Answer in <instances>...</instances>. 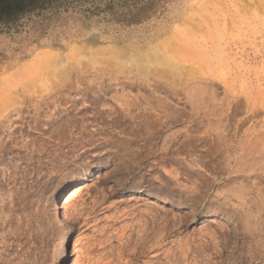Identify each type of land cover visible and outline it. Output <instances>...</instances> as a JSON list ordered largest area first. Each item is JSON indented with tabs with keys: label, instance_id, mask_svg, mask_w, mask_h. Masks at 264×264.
<instances>
[{
	"label": "rangeland",
	"instance_id": "rangeland-1",
	"mask_svg": "<svg viewBox=\"0 0 264 264\" xmlns=\"http://www.w3.org/2000/svg\"><path fill=\"white\" fill-rule=\"evenodd\" d=\"M20 25L0 34V264H61V235L65 264H264V0Z\"/></svg>",
	"mask_w": 264,
	"mask_h": 264
},
{
	"label": "trees",
	"instance_id": "trees-1",
	"mask_svg": "<svg viewBox=\"0 0 264 264\" xmlns=\"http://www.w3.org/2000/svg\"><path fill=\"white\" fill-rule=\"evenodd\" d=\"M89 0H0V34L4 32L16 31L21 22L30 18H42L48 13L56 12L60 9L66 10L74 8L80 4H85ZM135 4L138 0H124ZM112 6L115 4L111 2ZM145 9H137V14L143 13ZM136 16V15H131ZM31 242L20 243L23 249L33 253L36 249L30 247ZM19 247L13 246L16 251Z\"/></svg>",
	"mask_w": 264,
	"mask_h": 264
},
{
	"label": "bare ground",
	"instance_id": "bare-ground-1",
	"mask_svg": "<svg viewBox=\"0 0 264 264\" xmlns=\"http://www.w3.org/2000/svg\"><path fill=\"white\" fill-rule=\"evenodd\" d=\"M108 53V52H107ZM67 186L64 189H60L59 191L56 192L55 197L53 198V202L51 203L50 211L53 215H55L59 219V208H58V202L62 199L63 195L65 192L68 190ZM57 248L62 251V263L65 264V242H66V236L61 235L58 240H57Z\"/></svg>",
	"mask_w": 264,
	"mask_h": 264
}]
</instances>
